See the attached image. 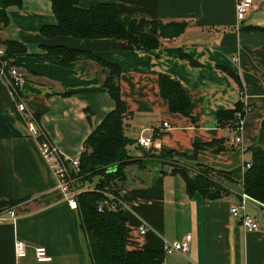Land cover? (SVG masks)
I'll use <instances>...</instances> for the list:
<instances>
[{
  "label": "crops",
  "instance_id": "0c3cea01",
  "mask_svg": "<svg viewBox=\"0 0 264 264\" xmlns=\"http://www.w3.org/2000/svg\"><path fill=\"white\" fill-rule=\"evenodd\" d=\"M253 1L241 21L236 20L235 0L79 1L81 7L112 2L124 15L146 22H188L178 37L150 50L115 38L45 37L39 33L41 26L55 23L47 0H19V5L5 8L7 23L0 24V38L15 40L25 49L12 59L25 80L13 98L0 79V209L11 206L15 213L14 221L0 224V264H91L78 210H70L55 190L56 179L38 143L47 139L64 156L79 155L84 140L114 103L101 85L103 75L95 62L80 61L70 69L40 58L45 47L56 45L88 51L119 66V95L128 112L123 132L132 141L130 155L148 152L135 144L141 131L151 135L153 149L172 153L157 164L145 157L144 168H124L120 196L126 249L160 252L161 264H264V207L247 204L246 213L257 219L259 228L246 231L228 213L241 185L209 200L197 192L188 194L180 175L171 172L174 164L193 171L198 162L241 180L252 148H264V0ZM149 36L142 32L140 39ZM159 75L183 89L189 101L187 117L169 112L159 95ZM239 87L250 107L241 129L220 128L215 112L235 106ZM16 103L23 105L24 114ZM25 116L37 122L42 137L27 134ZM235 134L238 145L231 142ZM216 140L223 142V149L215 153L202 148L189 155L194 145ZM141 223L147 227L144 234L137 231ZM187 234V253L164 254L165 242ZM15 240L25 243L23 257L14 256ZM34 246H42L49 261H36Z\"/></svg>",
  "mask_w": 264,
  "mask_h": 264
},
{
  "label": "trees",
  "instance_id": "16d2710c",
  "mask_svg": "<svg viewBox=\"0 0 264 264\" xmlns=\"http://www.w3.org/2000/svg\"><path fill=\"white\" fill-rule=\"evenodd\" d=\"M54 17L53 25H42L39 33L45 37L63 35L76 39L115 38L123 40L138 50H150L159 47L162 42L178 37L187 26V21L160 19L146 22L124 15L115 3H97L81 7L82 0H47ZM19 5V0H0V24L6 25L5 8L9 5ZM1 28V27H0ZM142 32L150 36L140 39ZM4 47V57L12 59L17 53H24L23 46L15 40H1ZM40 58L52 63H58L65 68H72L80 61L90 60L96 63L103 75L101 85L105 88L114 103L101 122L90 132L83 142V151L79 154V175L84 183L94 181L92 189L82 190L76 200L80 219V229L85 239L91 264H161L162 254L152 250L129 251L124 246L125 217L123 209L97 211V203L102 202L103 195L98 190L108 189L120 196L126 175L124 168L136 165L141 168L148 162L160 163L171 156V151H157L152 147L140 157L130 155L128 150L132 141L123 132V120L127 115L125 103L121 100L118 88L120 68L115 63H109L93 56L88 51L68 49L63 46L45 47ZM193 64V62H192ZM229 72V71H228ZM237 84L238 78L229 72ZM239 86H241L239 84ZM159 95L167 102L169 112L188 116L189 101L183 89L173 80L159 75L157 78ZM239 101L233 108L217 110L216 123L220 128L234 130L238 123L237 113L244 116L242 102L243 91L239 87ZM249 107V105L247 106ZM250 109V107H249ZM264 128V118L260 121ZM217 152L223 149L221 140L194 145L190 156L199 149ZM184 155V154H181ZM252 160L244 167L241 180H237L228 172L213 169L207 165L195 163L193 171H187L174 164L171 172L178 173L188 194L197 192L203 198L217 200L231 194L235 184L241 185V191L252 198L260 207H264V148H252Z\"/></svg>",
  "mask_w": 264,
  "mask_h": 264
},
{
  "label": "built area",
  "instance_id": "2783aa9c",
  "mask_svg": "<svg viewBox=\"0 0 264 264\" xmlns=\"http://www.w3.org/2000/svg\"><path fill=\"white\" fill-rule=\"evenodd\" d=\"M253 0H235L234 3V13L237 21H241L244 18L246 12L252 7ZM1 27V25H0ZM4 47L1 43L0 38V79L3 84L7 87L9 93L13 98L17 96V89L19 85L25 80L24 73L15 65H11L10 59L4 57ZM243 102L244 111L249 110L248 105L245 103L243 97L241 98ZM18 111L24 114V107L21 103H16ZM244 117V116H243ZM240 113H237L238 123L235 126V131L241 129L242 119ZM25 127L28 135H31L35 138L42 137V133L37 122L32 117H24ZM165 122L162 123V127H166ZM231 142L235 145H238L239 135L235 134L231 138ZM135 144L143 149H148L154 147L153 139L151 135H144L143 131L140 132L138 137L135 140ZM38 149L40 152L41 158L50 164L53 176L56 179L55 190L60 195V198L68 205L70 210L78 209L77 205V196L82 190H89L93 187L84 189L86 183L80 180L79 175V155L74 157L64 156L58 148H56L49 140L40 139L38 143ZM248 166L246 163L244 167ZM99 193H102L103 200L100 203H97V211H102L104 207L108 210H116L119 208H124L125 204L123 203L121 196H116L111 193L108 189L98 190ZM248 203H256L252 198L246 196L242 191L238 195V201L231 205L228 209V213L236 218L241 227L246 231L258 229L257 219L253 216H250L249 213H246V206ZM15 213L14 209L11 206L4 205L0 209V224L5 223L6 221H14ZM137 231L140 234L147 232V227L144 223H141L137 227ZM189 241L190 235H185L180 239L172 242H165L163 245L164 254L171 253H187L189 250ZM25 243L22 240H15L13 242V250L15 258L23 257L26 253ZM34 258L39 262L49 261L50 256L47 255L46 250L42 246H34Z\"/></svg>",
  "mask_w": 264,
  "mask_h": 264
},
{
  "label": "rangeland",
  "instance_id": "374dc122",
  "mask_svg": "<svg viewBox=\"0 0 264 264\" xmlns=\"http://www.w3.org/2000/svg\"><path fill=\"white\" fill-rule=\"evenodd\" d=\"M93 184H94V181H93V182L86 183V184L84 185V189H85V188H89V186L91 187Z\"/></svg>",
  "mask_w": 264,
  "mask_h": 264
}]
</instances>
